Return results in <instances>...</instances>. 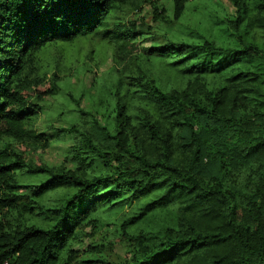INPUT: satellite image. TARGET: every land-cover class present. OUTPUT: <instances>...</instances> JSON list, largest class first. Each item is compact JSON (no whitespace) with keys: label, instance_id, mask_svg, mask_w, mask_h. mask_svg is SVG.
<instances>
[{"label":"trees","instance_id":"1","mask_svg":"<svg viewBox=\"0 0 264 264\" xmlns=\"http://www.w3.org/2000/svg\"><path fill=\"white\" fill-rule=\"evenodd\" d=\"M143 1L0 0V264H264V0H229L226 44L166 30L150 46L126 13ZM80 39L94 66L111 51L105 118L73 98L56 129L72 166L52 165L35 123ZM100 208L121 253L75 247Z\"/></svg>","mask_w":264,"mask_h":264},{"label":"rangeland","instance_id":"2","mask_svg":"<svg viewBox=\"0 0 264 264\" xmlns=\"http://www.w3.org/2000/svg\"><path fill=\"white\" fill-rule=\"evenodd\" d=\"M173 6L174 0H153L152 2L146 0L140 3L139 9L136 11L127 9V16L137 22L142 46L154 45L157 38L156 34L166 30L176 38L181 37L180 32H186L188 36L212 35L223 44L229 42L222 25L218 23L221 16L234 13V8L229 0H184L182 15L177 20L172 19L168 23L166 21L172 17ZM156 15L166 19L164 21L153 20ZM147 25H150L149 29L146 28ZM89 41L88 39H80L70 46L60 47L64 50L62 52L67 63L69 62L70 72L61 75L59 93L52 97L46 96L37 115L35 130L42 134L47 142V146L41 155L48 164L72 166L67 156L71 137L68 134L58 135L56 129L67 126L68 122L74 118L73 98L79 97L81 106L92 111L100 120L105 118V105L103 101L99 100L102 92H98V89L106 86L102 82V78H107L110 75L111 51L110 49L104 50V61L100 65L94 66L93 62L100 59L99 57L103 56V53L88 60L85 53L90 46ZM42 137H39L41 141ZM17 146L26 148L24 145ZM31 148L39 152L40 147L33 146ZM98 210L100 218H102L101 227L91 235H89V227H85L82 232V241L76 242L75 247H84L89 241H94L104 243L112 251L121 253L122 246L115 239V236L113 237L112 224L115 215L110 211L106 212L104 208Z\"/></svg>","mask_w":264,"mask_h":264},{"label":"built area","instance_id":"3","mask_svg":"<svg viewBox=\"0 0 264 264\" xmlns=\"http://www.w3.org/2000/svg\"><path fill=\"white\" fill-rule=\"evenodd\" d=\"M3 264H6V262H4Z\"/></svg>","mask_w":264,"mask_h":264}]
</instances>
